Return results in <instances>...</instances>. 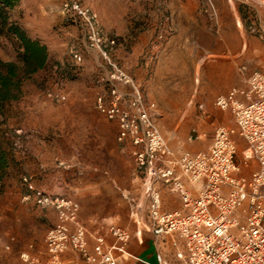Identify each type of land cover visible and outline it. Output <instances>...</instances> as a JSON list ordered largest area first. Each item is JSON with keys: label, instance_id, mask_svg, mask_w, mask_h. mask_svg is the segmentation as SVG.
<instances>
[{"label": "rangeland", "instance_id": "rangeland-1", "mask_svg": "<svg viewBox=\"0 0 264 264\" xmlns=\"http://www.w3.org/2000/svg\"><path fill=\"white\" fill-rule=\"evenodd\" d=\"M65 1L28 0L14 11V19L23 27L20 19L26 20L46 41L50 60L25 81L18 99L0 109L1 136L10 158L0 193V244L2 237L24 233L36 241L52 226L43 208L23 200L24 175L46 191L59 181L63 191L74 192L84 173L91 176L110 159L131 156L136 168L131 142L118 141L117 119L101 113L96 104L99 95L109 97L112 67L90 45L83 24L66 14ZM75 1L96 15L104 49L131 75L166 139L200 128L202 139L192 143L206 149L216 125H236L230 112L214 105L221 93L214 94L213 85L232 82L230 89L236 78L239 83L254 69L264 71V40L250 28L264 25V17L249 8L255 0ZM256 1L264 15V0ZM0 58H17L12 44L1 37ZM244 66L248 71L243 74ZM113 84L123 93L122 106L135 113L133 86ZM60 94L66 99L54 97ZM245 146H238L240 161Z\"/></svg>", "mask_w": 264, "mask_h": 264}, {"label": "built area", "instance_id": "built-area-1", "mask_svg": "<svg viewBox=\"0 0 264 264\" xmlns=\"http://www.w3.org/2000/svg\"><path fill=\"white\" fill-rule=\"evenodd\" d=\"M64 9L83 24L90 45L99 49L112 67L109 97L99 95L97 108L117 119L118 141L129 140L133 146L136 170L151 197L149 222L153 232L178 233L183 239L185 251H178L177 264H264V71H250L245 74V84L233 86L216 97L214 105L230 112L235 126L218 124L206 149L185 150L176 156L131 75L112 61L104 49L96 15L75 0H66ZM250 28L264 40V25ZM75 59L82 57L75 54ZM246 70L242 67L243 73ZM115 81L133 86L135 113L122 106L124 96L113 84ZM54 97L66 99L64 94ZM199 108L204 110L205 104L200 103ZM236 136L246 143L242 161L238 159ZM189 139L199 140L200 134L196 132ZM164 157L175 161L165 162ZM252 160L257 162V168L246 175L243 170L250 167ZM184 177L199 187L197 195L186 185ZM157 182L179 193L184 208L162 209ZM22 184L25 202L43 209L53 208L58 218L46 235L47 259L27 250L20 253L25 263L62 264V254L73 249L90 264H118L114 250L125 252L131 237L126 228L112 225L110 231L118 243L107 246L101 241L91 252L86 227L79 218L78 201L38 187L31 175H24Z\"/></svg>", "mask_w": 264, "mask_h": 264}, {"label": "crops", "instance_id": "crops-1", "mask_svg": "<svg viewBox=\"0 0 264 264\" xmlns=\"http://www.w3.org/2000/svg\"><path fill=\"white\" fill-rule=\"evenodd\" d=\"M25 1L28 0H20V3ZM257 3L259 2L256 0L250 3L249 8L264 17L261 7ZM20 21L31 37L39 39L46 44V41L29 27L26 20L20 19ZM238 80L236 78L234 86L245 84L244 79H240L239 83H235ZM231 83L221 86L213 85V93L227 92ZM157 104L160 105V102H157ZM197 132L200 134V139H202L203 132H201L200 128H198ZM189 137L190 135L186 137L180 136L175 139L167 138L176 156L185 150L193 152L203 150L202 148L205 145L194 144L192 142L197 140H190ZM236 139L239 144L244 145V140L238 136H236ZM124 151H126V148L123 149ZM120 158L119 156L118 159H110L107 165H99L91 176L89 172L84 173L79 180L80 182L76 184L74 192L73 190L63 191L64 185L59 187V183H61L59 181L54 182L55 185L50 186L53 189L51 192L61 195L64 192H68L69 194L67 195L69 196L67 197L73 198L80 203L79 218L86 227L87 240L91 252L95 251L101 241L107 246L116 245L118 240L111 233L110 228L112 225H118L126 228L131 233L125 252L114 250L118 264H177L179 262L178 251H185L183 239L178 233L157 235L153 232L149 222L151 197L144 184L143 177L134 167L131 156L123 155L125 160H119ZM127 158L130 160H126ZM164 161L173 162L175 158L164 157ZM175 165L179 170V166L176 163ZM256 168L257 162L252 160L250 167H245L243 172L249 175ZM50 177L52 178V176ZM184 182L195 195L198 194V186L190 183L186 177H184ZM156 188L161 195L162 209L175 211L184 208L179 193L171 191L162 182H157ZM42 212L43 216L52 225L57 222V213L53 208L43 209ZM15 236L13 235L11 238L2 237L0 264H28L20 257V253L27 250L39 255L43 260L47 259L46 237L42 236L35 241L33 236L26 233ZM8 243L11 245L9 249L6 247ZM61 259L62 264H90L73 249L63 253Z\"/></svg>", "mask_w": 264, "mask_h": 264}, {"label": "trees", "instance_id": "trees-1", "mask_svg": "<svg viewBox=\"0 0 264 264\" xmlns=\"http://www.w3.org/2000/svg\"><path fill=\"white\" fill-rule=\"evenodd\" d=\"M20 0H0V37L14 47L17 58L4 61L0 58V109L7 101L18 99L22 86L32 75L48 66V47L41 40L31 37L27 30L14 19V11ZM10 166L8 147L0 130V193Z\"/></svg>", "mask_w": 264, "mask_h": 264}]
</instances>
